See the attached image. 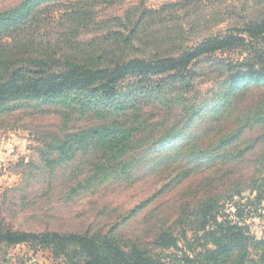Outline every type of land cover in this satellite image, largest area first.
<instances>
[{
  "label": "trees",
  "instance_id": "trees-1",
  "mask_svg": "<svg viewBox=\"0 0 264 264\" xmlns=\"http://www.w3.org/2000/svg\"><path fill=\"white\" fill-rule=\"evenodd\" d=\"M101 4L114 6L23 0L0 12V129L58 121L29 125L38 163L9 189L17 199L2 196L0 253L27 247L18 264H264V239L246 224L264 219V0ZM147 180L158 187L131 207L102 206L67 231L10 221L32 185L66 206Z\"/></svg>",
  "mask_w": 264,
  "mask_h": 264
},
{
  "label": "rangeland",
  "instance_id": "rangeland-1",
  "mask_svg": "<svg viewBox=\"0 0 264 264\" xmlns=\"http://www.w3.org/2000/svg\"><path fill=\"white\" fill-rule=\"evenodd\" d=\"M23 0H0V12L12 9L18 6ZM97 3L104 0H93ZM113 1L114 6L110 7L105 4L98 6L100 14L106 11H114L120 9V4L128 5L136 0H108ZM168 0H147L148 6L155 7ZM108 9V10H107ZM111 9V10H110ZM228 26L225 23L212 30V33L224 31ZM217 60L232 61L236 59L234 55H217ZM212 84L208 83L202 86V92H209ZM57 117L44 116L36 119H27L19 121V117L10 123L11 128L5 127L0 129V202L4 192H8L9 199L18 197V194L9 193V189L16 186L21 187L22 183L29 173L28 164L38 163V154L36 148L39 144L35 141V134L30 130L29 125L33 126H52L57 125ZM32 184V183H31ZM159 182L154 180H147L135 188L130 190H123L116 187L101 188L93 193H82L75 198V204L64 205L61 204V194L53 193L41 196L43 183L39 186H31L28 189L27 197L29 206L28 210L22 211L21 207L15 209L16 213L11 217L10 221L15 225V228L22 231H38L45 228L67 231L76 227V223L81 221V215L90 217L99 210L102 206L108 205V209L120 208L126 209L137 203L140 199L152 193L158 186ZM38 201V202H36ZM94 211V212H92ZM246 224L250 227L251 234L257 239H264V219L258 216H252L246 220ZM79 225V224H78ZM182 248V247H181ZM27 247L20 246L16 248H9L1 251L0 264L6 260L4 254L11 257L7 264H18L19 259H27L30 257V252Z\"/></svg>",
  "mask_w": 264,
  "mask_h": 264
},
{
  "label": "crops",
  "instance_id": "crops-1",
  "mask_svg": "<svg viewBox=\"0 0 264 264\" xmlns=\"http://www.w3.org/2000/svg\"><path fill=\"white\" fill-rule=\"evenodd\" d=\"M29 252V251H27ZM31 256V255H30ZM9 258L11 259V257L9 256ZM32 260H35V263H32ZM28 264H42L41 261L39 260V258L36 256V257H31L30 258V261Z\"/></svg>",
  "mask_w": 264,
  "mask_h": 264
},
{
  "label": "built area",
  "instance_id": "built-area-1",
  "mask_svg": "<svg viewBox=\"0 0 264 264\" xmlns=\"http://www.w3.org/2000/svg\"><path fill=\"white\" fill-rule=\"evenodd\" d=\"M32 263H35V260H32Z\"/></svg>",
  "mask_w": 264,
  "mask_h": 264
}]
</instances>
